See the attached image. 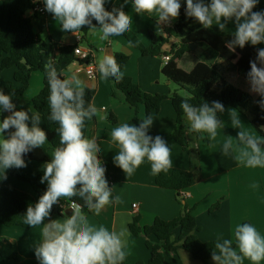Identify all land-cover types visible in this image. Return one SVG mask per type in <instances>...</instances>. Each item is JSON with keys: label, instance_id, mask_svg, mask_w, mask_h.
Segmentation results:
<instances>
[{"label": "clouds", "instance_id": "obj_1", "mask_svg": "<svg viewBox=\"0 0 264 264\" xmlns=\"http://www.w3.org/2000/svg\"><path fill=\"white\" fill-rule=\"evenodd\" d=\"M107 2L110 0H43L45 11L59 22L63 32L76 34L87 26L91 33H99L102 41L110 36H121L132 26V19L123 10V5L109 11L105 7ZM185 2L186 16L194 18L205 29L215 24L224 32L229 22L235 25L227 43L231 51L237 47L243 49L249 43L252 46L264 44V11H254L259 0ZM181 6V0H133L136 14H155L158 21L165 24L179 17ZM44 67L49 87L48 118L59 125L60 146L43 165L40 182H47L46 191L34 205L27 207L24 214V224L32 228L43 225L42 240L35 246V256L40 264H123L128 229L121 227L119 231H109L103 226L96 227L89 223L83 212L87 207L98 216L107 205L121 203L120 196L113 197L105 176L106 169L98 159L97 153L101 149L97 139L87 138L84 134L85 121L98 114L97 107L94 102H86L85 89L79 79L75 76L61 78L52 61ZM97 69L105 79L123 80L124 74L113 55H103L97 62ZM247 79L250 90L261 97L259 104L264 109V48H258L255 60L250 61ZM13 95L0 90V169L3 170L0 179H6L4 174L10 168L26 167L24 155L42 148L48 141L47 133L40 127L41 114L23 108L18 110ZM189 99H183L180 104L189 133H206L209 140H215L217 129L224 126L217 115L225 111L224 105L212 101L195 106ZM229 118L232 127L239 129L235 138L236 160L246 167L264 168V137L248 131L237 110H229ZM153 123V117L148 115L139 126L125 123L111 130V141L120 149L114 156V163L126 176L134 174L145 158L154 175L167 172L173 166L168 143L160 135L148 134ZM233 147V137L228 136L223 144L224 154ZM73 197L82 199L83 205ZM61 198L71 201L68 207L72 210L71 215L62 211L65 217L62 221L50 219L53 206L59 204ZM234 236L235 248L233 240L217 239L211 257L215 264H242L244 259L259 264L264 260V236L256 227L249 223L237 224Z\"/></svg>", "mask_w": 264, "mask_h": 264}, {"label": "crops", "instance_id": "obj_2", "mask_svg": "<svg viewBox=\"0 0 264 264\" xmlns=\"http://www.w3.org/2000/svg\"><path fill=\"white\" fill-rule=\"evenodd\" d=\"M43 2V0H40ZM210 0H205V3ZM131 17L132 26L129 32L121 36H110L107 40H100L99 33L88 32L85 39L79 31L76 34L63 32L58 21H55L51 13L47 17L31 16L34 32L45 41H55L60 46L77 45L80 37V46L84 49L94 51V60L97 63L103 55L115 56L116 53H123L129 57V62L122 73L124 77H129L145 93L150 95H170L180 90L175 83L170 82L162 75L165 65L163 57H145L139 48H147L152 44V35L162 37L165 44L162 51L169 53L174 46H179L181 39L174 33L173 29H163L155 14H136L133 2L127 0H110L105 4L107 10L113 7H121ZM254 11H264V0H259ZM98 27V25H97ZM216 31L222 32L213 24ZM235 30V25L228 23L223 33L229 35ZM139 47V48H138ZM222 56L212 57L208 48L199 47L190 53L185 54L177 61L178 67L185 72H190L199 62H205L211 67L217 68L224 79L234 87L248 93L253 101L259 95L250 90V85L245 76L237 72L233 65L242 68L243 72L250 69V64L243 63L239 54L231 51L225 46ZM1 66V62H0ZM76 64L73 62L62 74L63 78L70 79L75 76L80 80L84 89L95 92L93 102L97 107L98 114L94 116L88 127L87 138H96L101 151L97 153L102 166H108L107 171L112 176L120 178L118 183H114L112 188L113 197L120 196L121 203L107 205L97 216L93 212L85 214L90 224L103 226L109 231H119L121 227L128 229L125 238L126 258L125 264L147 263L150 259V251L146 247L143 237H135L130 232L129 226L137 216L140 219V226L152 225L156 218L165 221H172L178 218L183 210L177 193L172 190L159 188L155 184L157 175L151 170V164L145 158L144 162L135 170L131 176H126L123 170L114 163V156L119 152V146L111 141L110 133L114 127L122 124H129L136 120L146 118L145 107L140 105L137 109L131 107L124 99L113 98L111 96L114 88L113 82L103 78L100 73L95 79H88L84 74H76ZM16 68L6 69L0 74V90L6 88L8 83H13L19 88L21 85L14 81ZM44 88V75L41 72H34L31 75L27 91L22 96L25 105L31 107L33 99L39 95ZM188 93V92H187ZM182 94V93H180ZM189 95V93H188ZM233 107H225L223 113H218L224 126L217 129L215 140H209L206 133H199L207 139V142L198 141L194 133L188 132L190 147L197 156L196 169L191 166L190 157L172 139L171 132L176 122V113L169 99L164 100L157 115L152 116L154 123L151 127L155 137L160 135L171 149V159L173 166L168 170L180 169L192 171L197 178L196 184L182 192L185 202L193 208V215L197 222V229L194 234L203 243H215L217 239H231L234 241L235 227L237 224L250 223L264 236V168H250L236 160L238 149L237 143L239 129L233 128L229 118V110ZM237 110V109H235ZM244 127L253 135L262 137L251 125L252 113L250 108L243 113L238 111ZM112 114L117 123L109 121ZM7 115V113H4ZM228 136L233 137L234 147L224 154L223 144ZM44 147H49L48 141ZM264 149V145H262ZM52 157L53 151L50 150ZM24 171L29 176L43 171L45 163L25 161ZM0 175L3 170L0 169ZM6 179H0V185L16 189L27 193L38 201L39 195L34 191L30 183L14 177L10 169L6 170ZM65 199L66 198H61ZM138 204L139 209L133 212L132 205ZM216 206H218L216 208ZM65 217H52L50 219L63 220ZM48 219L45 220V223ZM43 225L27 230L21 227H5L0 223V240H6L17 247L19 260L3 259L0 255V264H40L35 256V246L41 242V229ZM179 232L175 234V239ZM151 242H156L154 237L148 238ZM164 264H215L210 259L208 263L197 260L193 255L184 250H178L173 254L165 256ZM242 264H253L252 261L244 259ZM259 264H264L261 260Z\"/></svg>", "mask_w": 264, "mask_h": 264}, {"label": "trees", "instance_id": "obj_3", "mask_svg": "<svg viewBox=\"0 0 264 264\" xmlns=\"http://www.w3.org/2000/svg\"><path fill=\"white\" fill-rule=\"evenodd\" d=\"M129 1L133 2V0ZM181 5L180 14L175 19L173 29L174 33L181 39L180 45L174 46L169 53H165L162 51L165 40L162 37L152 35V44L149 47L138 48L145 57L170 55L171 59L164 65L162 75L181 89L187 90L189 96L183 97L177 92L170 95H150L143 92L129 77L123 76L121 82H116L112 77L107 79L113 82L114 85L111 94L113 98L122 97L125 102L135 109L140 105L144 106L146 117L148 115H157L164 100L169 99L171 101L176 113V122L172 129L171 137L189 155L191 166L196 169L197 156L192 151L188 141V121L180 107L183 99L190 98L189 102L195 106H199L203 102L211 104L212 101H219L224 107H233L241 113L250 108L252 113L251 125L262 137H264V109L259 104L260 96L256 101H253L248 93L229 84L217 68L211 67L205 62L197 63L190 72H185L178 67L177 61L185 54L191 52L192 45L207 47L209 55L216 58L219 56L223 57L221 53L227 46L228 41L231 40V35L216 31L214 27L205 29L194 18L186 16L185 0H181ZM33 8V0H0V74L6 69L16 68L14 81L21 86L17 88L13 83H8L3 91L6 94L14 93L13 102L18 110L23 108L25 110L38 111L41 114L40 127L47 133L49 147L43 146L42 148L33 149L24 155V160L47 163L51 159L50 150L54 151L60 144L57 131L59 125L48 118L50 115L48 103L49 87L44 66L49 61H52L62 75L75 62V48L77 45L60 46L55 41H45L37 35L33 30L32 19L29 15ZM80 32L83 35V39H85L89 30L85 26ZM258 48H264V44L252 46L249 43L243 49L237 47L235 52L239 54L243 63L250 64V61L255 60ZM114 57L122 72L129 62V57L123 53H116ZM233 68L247 79V73L250 69L243 72L242 68H238L235 65H233ZM34 72L43 73L44 88L33 99L32 106L29 107L23 103L22 96L27 91L31 75ZM94 96L95 92L93 90L85 89L86 102H93ZM91 120L85 121V136L88 134ZM109 121L112 124L117 123V119L112 114L109 115ZM140 122L141 120L137 116L136 120L129 124L139 126ZM148 134L154 135L151 128ZM194 134L198 141L207 142V139L199 133ZM103 167L106 169L107 182L111 180L114 183H118L120 181L119 177L109 174L106 164ZM10 172L17 179L30 183L39 196L47 189V182H40L43 171L36 173L34 176H29L23 169L13 167L10 168ZM196 182L197 178L192 171L174 169L157 175L155 184L159 188L175 191L178 199L183 202V210L181 215L172 221L156 218L153 224L149 226H140V219L137 216L133 219L129 226L130 232L135 237H143L146 247L150 251L149 261L138 264H164L167 254H173L180 249L191 253L195 259L205 263L212 259L215 243H203L194 234L197 229V222L193 215V208L187 205L182 195V192L192 187ZM72 199L83 205V200L79 197H73ZM35 203L33 196L0 185V223L8 228L34 229L24 224L23 219L27 207ZM70 203L71 201L68 199L67 201L61 199L59 204L53 206L52 217H63L62 211L66 213ZM83 212L84 214L91 213L87 207L83 208ZM177 231L179 234L175 239ZM149 237H154L156 242H151L148 239ZM232 246L236 247L235 239ZM0 255L3 259L19 260L16 245L6 240H0ZM123 264L125 263L123 262Z\"/></svg>", "mask_w": 264, "mask_h": 264}, {"label": "built area", "instance_id": "obj_4", "mask_svg": "<svg viewBox=\"0 0 264 264\" xmlns=\"http://www.w3.org/2000/svg\"><path fill=\"white\" fill-rule=\"evenodd\" d=\"M48 12L45 11V5L42 1L37 0L34 2V8L29 12L30 16H38V17H47ZM175 20H172L170 24L162 23L163 29H174ZM77 47L75 48V64H76V74H84L88 79H95L96 76L99 74L97 69V63L94 60V51L92 49H84L80 46L81 38L77 39ZM171 59L170 55L163 56V60L168 63ZM109 186L111 187L114 182L108 181ZM133 212H137L139 209L138 204L132 205Z\"/></svg>", "mask_w": 264, "mask_h": 264}, {"label": "rangeland", "instance_id": "obj_5", "mask_svg": "<svg viewBox=\"0 0 264 264\" xmlns=\"http://www.w3.org/2000/svg\"><path fill=\"white\" fill-rule=\"evenodd\" d=\"M177 86V85H176ZM180 90L178 91V94H180V93H182V94H180L181 96H183V97H187V96H189L188 95V91L187 90H184V89H181L179 86H177Z\"/></svg>", "mask_w": 264, "mask_h": 264}, {"label": "water", "instance_id": "obj_6", "mask_svg": "<svg viewBox=\"0 0 264 264\" xmlns=\"http://www.w3.org/2000/svg\"><path fill=\"white\" fill-rule=\"evenodd\" d=\"M195 47H196V45H192V46H191V50L193 51V50L195 49ZM71 213H72V210L69 208V209L66 211V214H67V215H71Z\"/></svg>", "mask_w": 264, "mask_h": 264}]
</instances>
